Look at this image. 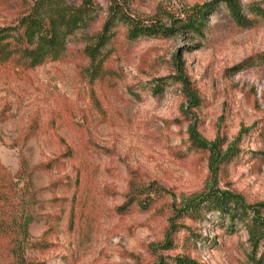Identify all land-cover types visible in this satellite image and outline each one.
Listing matches in <instances>:
<instances>
[{
	"label": "rangeland",
	"instance_id": "1",
	"mask_svg": "<svg viewBox=\"0 0 264 264\" xmlns=\"http://www.w3.org/2000/svg\"><path fill=\"white\" fill-rule=\"evenodd\" d=\"M54 1L88 5L94 20L58 61L0 64V264H157L181 254L252 264L243 223L228 228L213 214L198 223L182 208L225 191L264 218V21L241 28L220 4L203 39H130L120 25L97 76L84 48L114 10L177 30L173 16L212 0ZM34 2L0 0V26ZM193 132L217 143V160ZM231 144L237 155L221 162Z\"/></svg>",
	"mask_w": 264,
	"mask_h": 264
},
{
	"label": "trees",
	"instance_id": "2",
	"mask_svg": "<svg viewBox=\"0 0 264 264\" xmlns=\"http://www.w3.org/2000/svg\"><path fill=\"white\" fill-rule=\"evenodd\" d=\"M220 4L226 6L230 17L241 28H254L260 21H264V2L260 1L243 4L240 0H212L201 5L188 6L180 16L172 18L180 25L176 26L177 30L165 28L158 21L137 19L116 9L105 20L101 31L84 48L91 63L89 70L97 76L103 74L108 57L106 48L116 37L120 25L127 28L130 39L140 36H170L179 31L190 33L193 39H203L209 28L208 14L215 11ZM92 20L93 12L88 5L66 6L54 0H36L16 25L0 26V64L14 63L17 67L30 70L51 61H58L67 51L69 37L79 29L88 27ZM203 45L202 41H196L191 47L200 49ZM256 57L259 58L260 54L247 58L238 66L255 65L257 62L253 58ZM179 80L186 81L184 77ZM189 99L193 102L199 97L192 93ZM192 134L196 147L211 150L212 161L219 158L215 151L217 143H206L196 133ZM236 155L234 145L231 144L225 153H220L221 162L230 161ZM47 169H53V166H47ZM131 205L127 201L125 206ZM261 205L264 206V203ZM249 208L241 198L230 192L206 190L189 197L182 210L198 223L207 220L209 214L220 215L223 223L230 221L228 228L235 229L237 224L243 223L249 232L250 262L264 264V250L260 253L261 247H264V218L259 209L253 211L252 215ZM28 221L29 218L26 217V226L29 225ZM197 235L194 239L196 242L201 238L200 234ZM171 260L170 263L160 261L157 264H203L188 254L176 255Z\"/></svg>",
	"mask_w": 264,
	"mask_h": 264
}]
</instances>
